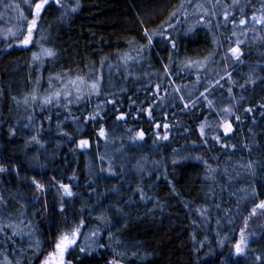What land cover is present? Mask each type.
<instances>
[{"label":"trees","instance_id":"16d2710c","mask_svg":"<svg viewBox=\"0 0 264 264\" xmlns=\"http://www.w3.org/2000/svg\"><path fill=\"white\" fill-rule=\"evenodd\" d=\"M186 1L79 0L55 35L57 63L42 68L43 83L55 67L99 82L97 97L72 115L32 102L16 114L20 95L35 89V67L23 46L0 42V200L11 209L0 226V264H41L81 220L71 264H264V210L250 215L264 201V0H214L233 13L220 29L186 22ZM60 11L46 6L39 28ZM161 31L175 48L153 35ZM237 46L239 59L225 60ZM129 53L136 59L122 65ZM206 58L225 61L223 85L207 87L211 106L179 83L185 62ZM220 102L230 104L227 134L213 130ZM242 229L253 239L237 254Z\"/></svg>","mask_w":264,"mask_h":264},{"label":"rangeland","instance_id":"374dc122","mask_svg":"<svg viewBox=\"0 0 264 264\" xmlns=\"http://www.w3.org/2000/svg\"><path fill=\"white\" fill-rule=\"evenodd\" d=\"M36 2H39V0H2L0 2V42H13L18 44L19 46H23L25 50L28 51L29 54V66L35 67L34 72V78L36 80L33 82V85L35 86V89L33 93H25L23 92L20 95L19 101L20 104L16 108V114L20 116L21 111H23L24 107H26L27 104L35 103L38 104L39 108L45 109V107L48 104L53 105L54 113L56 115H60L61 111H66L68 114L72 115L75 113V110L72 107H81L83 104H85V101L94 100L97 97V94L92 93L89 94V88L88 85H90L92 82H95L97 80L89 79L85 80L84 77H80L83 79L84 83L80 84L79 81H77V84L74 86L69 83V81H76L78 76L72 75L71 73H64L58 71L56 69L54 72H50L47 79H43L44 83L42 82L43 72L42 68L46 66V62L49 61L51 63H57L56 56L51 57H45L41 54V48L45 49H51L55 53V35L59 29V27H62L67 23L69 16L73 13L71 11V8H73V0H60V4L52 3L51 0H49L48 5H53L56 8H62V11L60 12H49L43 20L41 21L40 28H39V21L41 18H39L37 25L32 29V38L31 42L28 45L22 44V40L27 35V28L29 26V22L33 18V13L30 12L29 5L34 4ZM209 8H206V1L203 0H189L185 2L184 4V10L186 12L184 13V17L186 15L185 21L199 26H205V27H214L216 26L217 29H220L223 26H226V23L230 21V17L233 15L232 11H227L226 9H223L222 5L219 4L217 6L218 9L222 8L223 10L219 12V10H216V4L214 0H207ZM73 6H72V5ZM6 5H12V7H6ZM15 5H19V9L15 7ZM46 5V6H48ZM197 5H202L201 8H197ZM45 6V7H46ZM63 6V7H62ZM45 9V8H44ZM44 10H42L43 12ZM216 11V12H215ZM228 12V18L225 20L224 13ZM41 12V14H42ZM215 13L214 15L212 13ZM219 12V13H218ZM22 17H27V20L23 19ZM41 17V15H40ZM222 19V20H219ZM181 20V19H180ZM232 22H230L231 25ZM176 24H180V22H176ZM191 26V27H193ZM246 24H241L240 29L242 31L246 30L247 27ZM39 29V31H38ZM171 28L166 27V30H169ZM236 33V32H235ZM41 54V59L39 60H33V54ZM135 55L129 53L126 57H124L121 60L122 65H132L128 62L133 61ZM222 58V57H221ZM220 59H213L208 58L203 62L198 61H191L192 63L189 64L188 62H185L182 67H180L181 73L183 75L192 76L193 78L190 79L189 77H182L179 81V83L186 84V97H196L198 94L204 93L206 94L205 89L209 85L218 86L223 85L222 80L224 75H222V72H219L221 68L225 65V61H221ZM236 59L234 54L231 52V54H227L224 56V59L230 60L231 62ZM54 67V64H52ZM98 74H102L101 70L97 72ZM119 77V75H118ZM186 79L189 81L185 83ZM219 81L217 84L216 82ZM185 86V85H184ZM79 87L81 89V99L77 100V92L76 88ZM180 86H178L179 88ZM65 90L67 92H70L71 95H65ZM59 91L61 93L60 98L57 100L53 98L52 103H44V100L46 97H50L53 95L54 92ZM213 98H218L221 95V92L219 89L213 90ZM33 96H35V99H33ZM27 100V102H25ZM67 105V106H65ZM222 105V106H221ZM227 107V108H226ZM230 104L228 102L225 103H216L213 105V110L215 111L217 116V122L219 123V126H213L215 132L223 131V126L225 123H230V113L224 112V109H229ZM84 109L81 108L79 111H83ZM33 119H27V122H31ZM82 140V139H81ZM79 140V142L81 141ZM85 140V139H83ZM79 142L77 143V147H79ZM85 149V148H80ZM11 209L8 205H6L2 200H0V226L3 224L4 221H7L9 219V211ZM246 237V235H245ZM240 239V238H239ZM247 239V247L245 248V251H248L251 247L252 243V237H246ZM239 241V240H238ZM70 250V249H69ZM244 251V252H245ZM243 252V253H244ZM67 253L65 254L66 258ZM43 262V261H42ZM41 262V264H42Z\"/></svg>","mask_w":264,"mask_h":264},{"label":"snow or ice","instance_id":"6c2138e0","mask_svg":"<svg viewBox=\"0 0 264 264\" xmlns=\"http://www.w3.org/2000/svg\"><path fill=\"white\" fill-rule=\"evenodd\" d=\"M0 2H2V0H0ZM51 2L55 3V4H60V0H51ZM189 2H190V0H189ZM217 3H219V0H217ZM234 3H235V0H234ZM48 4H49V0H39V2H36L34 4H30L29 5L30 12L33 13V18L29 22V26L27 28V35L22 40V44L28 45L31 42L32 29L37 25V22H38V20L40 18L42 10H44L45 6L48 5ZM6 7H12V5H6ZM15 7L17 9H19V5H15ZM78 7H79V0H76V7L71 8V11H76ZM183 7H184V5L182 3L181 4V8H183ZM196 7L197 8H201L202 5H197ZM212 14L214 15L215 13L213 12ZM175 15H176V13L173 12L171 14V16L169 17V19L171 20V18L175 17ZM228 15L229 14L226 11L224 13L225 20H227ZM22 18L27 20V17H22ZM253 20H256L255 16L253 17ZM257 22L264 23V17H261L259 19V21H257ZM245 23H246V21L244 19L240 20V24H245ZM167 27L171 28V27H174V25H172L171 23H168ZM165 31H166V29H165ZM153 35H158V36L162 37L163 40L168 41L173 48L176 47L175 41L172 40L171 37L165 36L164 35V31L153 33ZM145 36H146V38L148 40V44L151 45V43H152V35H149L147 30H145ZM229 51L234 54L236 59H239L241 53H240V49H239L238 46L234 47V48H230ZM41 54L43 56H45V57H51V56L55 55L53 50L45 49V48H41ZM41 54L34 53L33 54V60L41 59ZM188 63L191 64L192 62L189 61ZM197 63H199V62H197ZM165 67H167V66H165ZM221 78H223V77H221ZM77 81H79L80 84L84 83L83 79L80 78V77H77L76 81H69V83L75 86L77 84ZM216 83L218 84L219 81H217ZM156 87L159 88V85H157ZM88 88H89V94H92V93L99 94L100 89H99V82L98 81L92 82L90 85H88ZM208 90H209L208 88L205 89L206 92ZM176 91H179V89L177 88ZM229 91H231V90H229ZM76 92H77L76 99L77 100L81 99V95H80L81 89L79 87L76 88ZM60 95H61V93L59 91L54 92L52 96L45 98L44 103H46V104L47 103H52L53 98L58 100L60 98ZM65 95H71V93L67 92V90H65ZM200 96L204 97V99L207 101L209 106L212 105V101L207 100V96H205L204 93H201ZM33 99H35V96H33ZM180 99L183 100V97L181 96ZM197 99H199V97H197ZM25 102H27V100ZM112 103H115V102L113 101ZM192 104H193V107H195V101H193ZM65 106H67V105H65ZM97 107H99V106H97ZM184 107L187 108L188 104L185 103ZM247 111H251V109H248ZM224 112L230 113L231 109H224ZM148 115L151 116V111L150 110H148ZM94 118L95 117H90V119H94ZM117 119H124V116L121 115V116L117 117ZM237 119H239V117H237ZM222 126H223L225 134H227V133L232 131V127H231L230 123H225ZM156 127L159 128L161 126L159 124H157ZM163 127L167 128L168 125H164ZM204 128H205V125L201 124V126H200V134H201V136L204 135ZM99 135L100 136H105L106 135V133H105L103 128H101V130L99 132ZM138 137L140 139H143L144 132L140 131L138 133ZM157 138L159 139L161 137H159V135H158ZM162 138L163 139H168V136L165 135ZM36 139L37 138L35 136L32 137L33 141H36ZM133 139H135V137H133ZM215 139L219 140V137L217 136V137H215ZM88 144H89V142L87 140H81L79 142V147L80 148H85V147L88 146ZM173 163H175V161H173ZM249 167H251V164H249ZM4 171H7V169H5L4 167H0V172H4ZM33 182L36 184L37 189H39L41 191L43 190V187H44L43 185H40L39 183H36L35 181H33ZM60 187L63 189L64 195H66V196H72L73 195L70 186L61 184ZM0 199H2V198H0ZM257 208H259L261 210H264V201H260V203L256 207L252 208L250 215H256L257 214ZM101 219H103V217H101ZM10 227H12V226L10 225ZM81 227H83V220H81L80 224L75 226V227H73L70 231L62 232L52 242L54 250L52 252H50L47 257H45V259L43 260L42 264H71L70 261H66L65 260V254L69 252V249L73 248L74 246H77V239L80 236ZM245 228H247V220H245ZM95 235H96V233L93 232V236H95ZM234 247H235V251H236L237 254L243 253L245 251V248L247 247V239L245 237L244 229L241 230L240 239L235 244ZM79 251L80 252H84L85 249L83 247H80ZM8 264H11V261H8ZM112 264H118V262L117 261H113Z\"/></svg>","mask_w":264,"mask_h":264}]
</instances>
